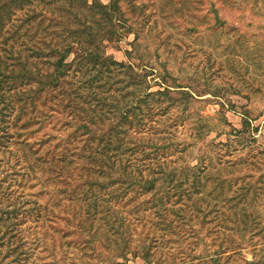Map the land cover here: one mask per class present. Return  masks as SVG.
<instances>
[{
	"label": "trees",
	"instance_id": "1",
	"mask_svg": "<svg viewBox=\"0 0 264 264\" xmlns=\"http://www.w3.org/2000/svg\"><path fill=\"white\" fill-rule=\"evenodd\" d=\"M123 2L133 5V0H0V151L12 153L9 145H20L17 166L27 177L39 168L50 174L46 184L62 186L67 211L75 210L69 218L90 240L84 244L91 264L100 258L96 218L104 226L103 248L125 259L113 264H128L129 254L146 264H192L200 242L214 249L204 257L212 264H264V149L253 147L258 132L253 122L264 111L242 107V130L222 115L219 124L230 126L239 144H214L224 151L216 163L208 152L196 165L187 164L190 150L216 132L194 107L204 95L165 78L163 89L153 92L138 65L107 53V43L133 33ZM227 48V73L244 70L256 84L252 92L264 94L261 59L241 63L236 47ZM133 52L127 51L129 59ZM187 121L194 140L180 143L177 132ZM48 125L67 133L58 140L33 137ZM47 140L59 143L48 148ZM249 169L256 173L245 174ZM13 186L7 177L0 180V264H22L41 242L29 231L39 228L40 207L23 202L24 188L17 185L21 193ZM148 219L154 221L146 232L137 233L136 222ZM206 225H213L207 236ZM178 242L187 248L173 251L171 244ZM68 252L62 264H78Z\"/></svg>",
	"mask_w": 264,
	"mask_h": 264
},
{
	"label": "rangeland",
	"instance_id": "2",
	"mask_svg": "<svg viewBox=\"0 0 264 264\" xmlns=\"http://www.w3.org/2000/svg\"><path fill=\"white\" fill-rule=\"evenodd\" d=\"M88 1L92 3L94 0ZM99 1L104 4L111 2V0ZM133 5L122 3V9L126 18H129L133 33L125 35L121 41L107 43V53L117 61L138 65L139 71L148 76L153 92L163 89L161 82L165 78L168 83H174L176 79L177 83L187 87L186 89L195 95H204L198 98L200 100L194 107L201 115L209 118V123L213 127L216 126V132L209 134L190 150L186 155V163L196 165L208 152L215 163L218 162V156L224 151L214 148V144H227L231 141L239 144L240 141V138L232 136L230 126L219 124L220 117L225 115L235 129L242 130V116L239 114L242 107H248L254 114L264 111V94L252 92L251 89L256 84L251 81L248 74L244 73V70L237 76L227 73L229 66L227 47H236L238 52L236 61L242 63L257 58L264 63V0H133ZM127 51H134L132 59L127 57ZM253 72L252 68L251 75H254ZM168 73L173 77H169ZM239 90L242 92L240 95ZM244 93H249L251 99L245 98ZM232 105H235L236 112L228 111ZM53 121L56 123L57 120ZM53 125H48L40 133L33 132L35 133L33 137L39 140V138L47 139L55 136L58 140L67 133L62 132L63 129L55 130ZM253 126L258 128L253 147L264 149V115L253 122ZM192 127L189 121L180 127L177 132L180 143L194 140ZM47 141L49 143L46 147L52 149L59 143L54 142L55 140ZM9 146L12 153L0 151V180L7 177L8 183L12 182L14 185V190L18 189L17 185H21L25 196L22 201L30 203L36 201L42 213L39 228L29 230L31 239L35 241L40 239L39 249L31 259L22 264H52V262L62 264L65 256L69 254L68 251L76 254L78 264L95 263L89 259L91 251L84 244L90 241L89 238L78 231L74 218H69L70 213L75 210L67 211L70 201L68 195L63 192L64 189H61L62 186H59L58 190L57 187L48 185V182L46 184L50 174L41 172L39 168L35 176L32 173L27 177L24 170L17 166L23 154L19 150L20 145ZM226 160L227 156L223 157V161ZM178 165L181 166L182 163ZM15 171L18 173L17 176L11 175L16 173ZM225 172L224 176L227 178V169ZM244 173L255 174L256 171L249 169ZM36 176L41 178V182L34 178ZM18 190L22 193V190ZM225 196H227V188L222 198ZM32 206L33 204L30 207ZM152 221L154 220L148 219L136 222L137 233H145ZM94 225L98 230L99 239L95 245V253L100 255L98 264L124 262V258H116L120 251L112 252L103 248V243L106 241L101 237L104 236L103 224L96 218ZM208 226L206 225L207 230L202 232L203 235L207 236L209 227L213 225ZM197 228L200 227L197 225ZM53 238L57 239L56 250H54L56 241ZM134 238H136L135 234ZM42 240H45L46 244L44 250H42L44 246ZM171 245L174 246L173 251L187 248V244L183 242ZM32 248H36V244ZM213 251L208 243L200 242L193 252L195 256L191 255L197 259L190 263L212 264L204 257ZM83 253H87L86 257ZM245 255L251 259L248 251ZM127 261L128 264H146L140 257L134 258L130 254L127 256Z\"/></svg>",
	"mask_w": 264,
	"mask_h": 264
}]
</instances>
